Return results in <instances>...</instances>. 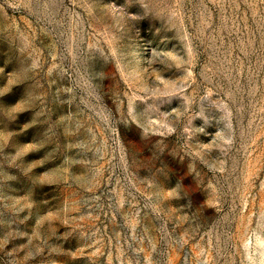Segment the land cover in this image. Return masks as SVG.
Masks as SVG:
<instances>
[{
	"label": "rangeland",
	"instance_id": "374dc122",
	"mask_svg": "<svg viewBox=\"0 0 264 264\" xmlns=\"http://www.w3.org/2000/svg\"><path fill=\"white\" fill-rule=\"evenodd\" d=\"M0 264H264V0H0Z\"/></svg>",
	"mask_w": 264,
	"mask_h": 264
}]
</instances>
